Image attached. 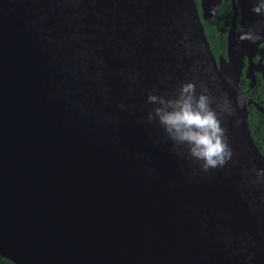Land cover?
Returning <instances> with one entry per match:
<instances>
[{
	"label": "water",
	"instance_id": "obj_1",
	"mask_svg": "<svg viewBox=\"0 0 264 264\" xmlns=\"http://www.w3.org/2000/svg\"><path fill=\"white\" fill-rule=\"evenodd\" d=\"M218 2L201 0L200 15L195 0H0L1 182L22 161L9 157L20 143L6 146L29 131L14 127L29 111L22 93L86 100L95 116L78 106L84 131L106 138L100 145L124 166L129 201L139 204L123 264H136L139 249L152 264H264V157L237 82L240 48L231 39L229 60L217 64L202 24ZM188 83L193 103L207 96L231 150L207 171L156 113L173 110ZM61 130L65 142L79 140L72 128ZM51 163L41 165L54 169ZM0 256L41 264L2 241Z\"/></svg>",
	"mask_w": 264,
	"mask_h": 264
},
{
	"label": "bare ground",
	"instance_id": "obj_2",
	"mask_svg": "<svg viewBox=\"0 0 264 264\" xmlns=\"http://www.w3.org/2000/svg\"><path fill=\"white\" fill-rule=\"evenodd\" d=\"M22 98L29 111L14 127L29 131L6 143L21 144L9 157L22 161L0 180V241L25 249L41 264H123L135 243L129 221L135 224L139 204L129 201L124 166L100 145L106 138L84 131L78 106L94 117L91 106L74 98ZM62 127L76 131L79 140L65 142ZM135 255L136 264H152L143 262L142 249Z\"/></svg>",
	"mask_w": 264,
	"mask_h": 264
},
{
	"label": "flooded vegetation",
	"instance_id": "obj_3",
	"mask_svg": "<svg viewBox=\"0 0 264 264\" xmlns=\"http://www.w3.org/2000/svg\"><path fill=\"white\" fill-rule=\"evenodd\" d=\"M218 1L212 17L202 19V22L216 17L212 26L213 45L210 49L217 64L220 58L229 60L233 47L230 41H238L234 46L240 48L238 54H241L237 82L247 110L251 137L264 157V7L260 13L253 10L264 4V0ZM196 6L202 15L201 0H198Z\"/></svg>",
	"mask_w": 264,
	"mask_h": 264
},
{
	"label": "clouds",
	"instance_id": "obj_4",
	"mask_svg": "<svg viewBox=\"0 0 264 264\" xmlns=\"http://www.w3.org/2000/svg\"><path fill=\"white\" fill-rule=\"evenodd\" d=\"M262 7L264 4L253 10L260 13ZM185 93L189 95H184ZM194 93L193 84L182 85L181 98L175 102L173 110L157 108L156 113L171 138L178 143L187 142L190 155L203 161L202 167L207 171L224 165L231 157V150L227 144L225 129L208 104L207 96L201 94L193 103ZM149 99L155 100V97L149 96Z\"/></svg>",
	"mask_w": 264,
	"mask_h": 264
},
{
	"label": "trees",
	"instance_id": "obj_5",
	"mask_svg": "<svg viewBox=\"0 0 264 264\" xmlns=\"http://www.w3.org/2000/svg\"><path fill=\"white\" fill-rule=\"evenodd\" d=\"M195 2L198 3V0H195ZM215 20H216V17L202 22L204 32H205L206 38L209 42L210 48L213 45V39H212L211 32H212V26H213ZM0 264H14V263H12L9 260L0 256Z\"/></svg>",
	"mask_w": 264,
	"mask_h": 264
}]
</instances>
